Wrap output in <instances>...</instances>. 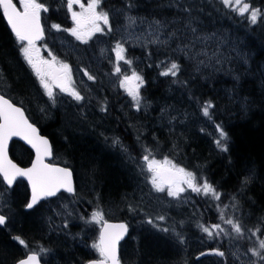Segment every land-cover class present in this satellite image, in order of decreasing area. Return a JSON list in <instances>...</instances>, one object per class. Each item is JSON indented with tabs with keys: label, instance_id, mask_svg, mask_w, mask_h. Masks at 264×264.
I'll use <instances>...</instances> for the list:
<instances>
[{
	"label": "snow or ice",
	"instance_id": "obj_1",
	"mask_svg": "<svg viewBox=\"0 0 264 264\" xmlns=\"http://www.w3.org/2000/svg\"><path fill=\"white\" fill-rule=\"evenodd\" d=\"M160 6L176 11L171 18L165 16L157 19L154 17L149 20L147 17L130 15L135 4L132 0H127L121 8L115 10L117 17L115 23H120L122 17L124 32H128L129 28L138 24L147 23L148 31L142 32L134 38L136 41H140L143 36L145 38L144 47L154 45L157 50L163 49L168 53L165 61H160L157 64V67L164 69L159 72L161 77H172V83L186 85L187 81H181L179 78L184 67L180 62L181 58L196 73H199L202 79L211 78L210 74H204L205 69L220 72L225 64L231 65L237 60L245 65L248 63V54L242 52L229 36L215 31L206 32L199 27L200 14L205 11V8L203 5H198L196 0H167L166 5ZM211 6L216 12L223 13L230 19L239 17L241 21H246L247 27L252 31H255L257 26H264V8L254 6L252 0H213ZM64 7L67 9V16L71 19V27H62L60 23L55 22L48 26L43 14L50 12V5L46 4L44 0H0V18L6 21L9 37L13 41L16 60L19 62L22 59L24 65L30 69L31 76L35 78L33 87L36 83L39 85L36 89L37 95L42 94L41 99L46 97L45 107L40 109L41 112L46 111L49 104L56 107L61 94L70 97L76 106H81L85 99H91V97L83 95L77 88L70 64L59 59L46 43H41L45 41L46 33H67L75 41L87 45L97 33L111 34L114 32L113 13L103 9L102 0H87V3L82 0H66ZM77 7L80 9L79 11L75 10ZM127 42L122 36L121 39L115 41L114 47L111 48V52L115 56L111 75L118 81V89L130 98V107L137 113L141 110L147 112L150 102L146 101L141 94V89L146 83L144 76L134 69L130 75L122 71L121 61L129 68L133 66V61L126 57L125 44ZM42 47L47 51L48 58L41 54ZM103 51L102 49L101 55H103ZM80 71L83 72L87 81H96L97 77L87 69ZM227 74L232 75L233 79L239 83L240 76L238 74L233 73L231 69L227 70ZM0 86L9 91L13 88V84L9 82L2 69H0ZM262 87H264V83H262ZM231 91L235 93V86ZM230 101L234 102L232 97H230ZM24 103L23 99L17 104L12 98L0 94V185H5L7 191L13 187L18 178L26 180L27 187L30 189V198H25L24 207L26 209H34L41 201L51 197L67 200V203L61 205L63 211L58 212V215L64 217L63 227L68 228V218H75L74 214L77 213L75 208H69L70 204L78 203L74 169L48 162V158L53 155V147L46 137L40 135L35 124L30 121ZM241 107L245 111L248 110L247 98L241 102ZM170 108L171 106L161 107L158 117L161 121L168 118L171 123L176 119L171 116ZM213 108V102L206 100L200 107V111L204 117L211 119L210 109ZM99 110L102 113H107L106 100L99 103ZM128 115L131 118V114ZM129 126L135 127V125ZM215 131L218 134L214 140L216 148L220 152H228L230 150L228 133L220 124L216 125ZM13 137H19L34 150V158L31 159L30 166L22 167L9 157V141ZM107 139L105 137L106 141ZM152 139L155 141V145L150 147L141 142V134L139 130L137 131L136 144L140 147L139 160L142 161L138 165L139 174L144 177V183L150 185L146 195L156 199H163L166 195L167 198H171L169 203L179 201L182 195L189 191L202 196L209 206L215 205L218 222L208 224L198 221L199 231L209 239L227 237L230 242L243 239L247 231L251 237H257V239L249 241V247L243 253L244 256H247V260L242 261V264H264V238H260L264 237V218L258 221L255 229H246L241 205V198L245 190L255 178L252 171L248 170L246 174H243V178L234 192L226 194L219 191L217 185L211 183L206 176H201L197 171L189 170L167 156L163 160L157 159L155 149L159 148V141L155 135ZM111 144L118 147L129 160L136 161L137 157L131 155L130 146L125 145L120 137L114 136L111 139ZM173 147H178V145L174 144ZM64 193H67L68 196H63ZM58 194L60 195L58 196ZM226 196L228 204L224 203ZM98 201L99 198L97 207L90 215H78L85 225L99 226L98 235L90 246L98 258L89 259L86 264H122L118 246L128 233V225L126 223H110L105 219V214L99 207ZM141 204H143V198L136 204L129 203V212H135ZM229 207L233 210L232 214L227 211ZM236 212H240V216L235 215ZM8 219V216L0 212V226H6ZM155 219L163 221L165 216L158 215ZM147 223L156 227L152 218H149ZM180 223L183 225V221ZM160 231L166 234L172 232L181 244L185 242L184 236L181 232H177L175 227L163 228ZM12 239L18 241L19 245L25 249L14 258L13 264H41V254L49 251L42 244L38 245V251L30 249L26 240L21 236H13ZM212 252L217 256H225V252L219 249H213ZM233 256L238 260L241 259L235 252Z\"/></svg>",
	"mask_w": 264,
	"mask_h": 264
},
{
	"label": "trees",
	"instance_id": "obj_2",
	"mask_svg": "<svg viewBox=\"0 0 264 264\" xmlns=\"http://www.w3.org/2000/svg\"><path fill=\"white\" fill-rule=\"evenodd\" d=\"M44 2L50 5V12L44 14L47 25L54 22L66 23V20H69V17L65 21L61 20L64 18L53 11L50 0H44ZM126 2L127 0H102V5L104 10L109 11L121 8ZM132 2L135 4L130 12L132 15L155 18L172 17V11L157 8L155 0H132ZM196 3L205 8V11L200 14V18H205V14L207 18L208 16L216 18L221 26L223 22L226 24L227 30L243 40L244 50L248 54L249 60L246 65L240 62L235 64L234 71L240 76L239 83L232 77L221 73L211 76L207 81H202L182 58L180 62L184 67L179 78L181 81L186 80L187 84L172 83L173 78L161 77L159 72L164 69L157 67L160 61H165L167 52L163 49L157 50V47H149L143 51L133 50L126 57L133 61H140V66L135 67L134 65V67L146 80L141 94L146 101L150 102L147 118L130 122L127 117H124L122 120L121 114L112 107L111 118H92L84 122L81 129H72V131L74 130L72 132L67 126L68 123L65 121L67 119L64 118V115L61 112H54L52 121H42L41 132L51 139L58 156L63 155L64 159L67 158L72 165L73 162L79 163L80 170L88 176L96 174L99 185H105L102 194L108 198L109 196L110 198L118 197L115 194L121 190L120 183L122 181L127 187L126 189L122 188V193L129 194L128 187L131 184L128 177L123 178L114 158L102 153L103 149L98 142L99 140L100 142L104 141L107 137L103 133L120 137L125 145H127L126 140L128 143L130 141L131 155L137 157V162H140L139 156L141 155L140 147L136 144L137 131L139 130L141 134V142L150 147L155 145V141L152 139L155 135L159 141V148L155 149V155L160 158L167 156L175 163L189 170L197 171L201 176H206L211 183L217 185L219 191L226 194L234 192L238 188L243 174L251 170L255 178L245 190L241 198V205L243 214L247 215V218L244 219L246 229L248 227L255 229L258 221L264 218V87H262V83H264V26H257L255 31H252L247 27V22L241 21L239 17L230 19L223 13L216 12L211 6L213 0H196ZM252 3L256 7L264 8V0H252ZM65 15L67 16V14ZM20 61L16 60L13 41L9 37L6 22L0 18V69L13 84L11 91L0 86V93L12 98L17 104L23 99L29 106L36 105V91L33 90ZM234 86L235 93L231 91ZM171 87L177 88L187 99L191 97L192 105L198 110L204 101L211 100L213 102L214 108L210 109L212 118L206 117L213 132L200 129L198 133L193 131L187 133L184 138H180L170 136L167 132L158 129L155 122L153 123L158 111V105L155 104L164 98ZM230 97L234 102L230 101ZM245 98L249 102L247 111L241 107V102ZM109 101L114 107H117L113 103V98H110ZM45 116L46 114L43 115V117ZM98 122L103 123L99 124ZM69 124L71 126V122ZM217 124L222 125L228 133L230 149L228 152H220L215 146L214 140L218 135L215 131ZM129 125H135V127ZM66 137L67 139H65ZM174 144L178 147L174 148ZM74 170L76 169L74 168ZM133 172L136 175L134 168ZM224 203H229L227 196ZM227 211L229 214L233 212L230 207ZM235 215L240 216V212H236ZM216 222H218L217 211L213 204L212 223ZM254 238L257 239V237ZM234 241H237L245 250L249 247V242L245 241V238ZM229 244L231 242L227 237L213 239L214 247L217 246L218 249L225 252L223 264H237L226 251ZM143 245L142 241L140 246ZM57 247L59 248V246ZM4 254L9 258L6 264H10L15 256L13 245L9 238L0 232V260ZM162 258L164 257L162 256ZM0 264L2 263L0 262Z\"/></svg>",
	"mask_w": 264,
	"mask_h": 264
},
{
	"label": "flooded vegetation",
	"instance_id": "obj_3",
	"mask_svg": "<svg viewBox=\"0 0 264 264\" xmlns=\"http://www.w3.org/2000/svg\"><path fill=\"white\" fill-rule=\"evenodd\" d=\"M88 44H92V40L89 41ZM107 44V43H105ZM78 50H80L81 54L83 51L85 52V46L82 44H78ZM83 56V54H82ZM83 95L86 97H91V99H85V101L82 102L81 106H78V110H81L80 118L77 117V119H82L83 122H87V120L95 119L97 118H111L112 117V107L116 109V111L121 114L122 120L124 117H127L129 121L131 122L132 118H129V112L126 108V105H123V102L128 99L126 94L121 97V99H117L114 91L111 89H107L106 87H103L100 90H95L93 86L88 85L86 91L80 90ZM71 101V98L68 97ZM110 98H113V103L117 105V107H114L109 101ZM107 101L108 110L107 113H102L99 110V103L103 101ZM27 104V105H26ZM24 105L29 108L26 109V113L28 114L30 120L34 121L35 123L40 125V128L42 127V121L50 122L53 118L54 111L47 112L46 116L43 117L41 112V107L37 105L29 106L28 103H25ZM96 110V114H94L91 110ZM62 114L64 115V118L67 120L75 118V115L71 113V109L67 107L66 104H63L61 107ZM74 116V117H73ZM132 116V115H131ZM73 121V120H72ZM99 123V122H98ZM99 124H102L100 122ZM43 134V133H42ZM51 143L52 147L54 148V145L51 141V139L43 134ZM103 135L107 136L108 138H111L106 133H103ZM108 146V145H107ZM109 147V146H108ZM17 155L15 157V161L20 164L22 167H27L30 165L31 159L33 158V153L27 149L25 146H22L21 144H17ZM55 151V149H54ZM110 153H105L107 155L116 154L114 151H109ZM112 153V154H111ZM119 154V153H118ZM120 155V154H119ZM20 156V158L18 157ZM63 155H61L62 157ZM68 160V159H67ZM62 164L64 166H68L70 168L71 165L68 164L65 159H61ZM69 161V160H68ZM73 162V161H72ZM131 163V162H130ZM132 164V163H131ZM73 166L76 170L79 171V167L75 162H73ZM133 166V165H132ZM136 166V165H135ZM73 168V169H74ZM135 170V178L137 184L142 187L145 191V193H148L150 185H146L144 183V177H142L139 174V167L137 165V168L133 166ZM76 170H74V183L77 188V204H70L69 208H75L77 210V213L74 214L75 218H68L69 220V227L64 228V217L62 215H57L58 212H62L63 209L61 208V205L64 203H67V200L58 199L57 197L47 200V201H41L39 205H37L34 209H26L24 207L25 198H30V190L27 187V184L23 181H18L15 183L14 187L10 190H5V187H3L2 191L0 192V203L2 205H6L5 199L8 198L12 200V206L11 209H15L18 211V213L13 217L9 210L6 208L7 211H4L3 214L9 217L7 225L0 228V232L5 237L9 238V241L13 245V251H14V258L19 256L22 252L25 251L23 246L19 245L18 241H15L12 239L13 236H21L23 239L26 240V242L29 245L30 249H38V245H43L46 249H49L47 253L41 254V264H66V259L59 258L56 256V252L52 250L61 248L62 243L61 240L66 242L67 247H70L72 253L74 254L73 260H68V264H86V262L89 259H95L98 258L95 251L90 247L93 241L95 240L96 236L99 232V226L94 224L85 225V223L78 218L79 214H85L90 215L92 212L91 210V203L97 202L99 198V202L102 205H99V207L102 209V211L105 214V219H107L110 223H126L128 225V233L125 235L124 239L120 242V245L118 246V253L121 257L122 264H142V262L139 260L141 259L139 255L140 251V244L143 241L144 238L148 239H166V241L171 242L176 245L177 248L185 249L188 246L190 241L199 240L203 243L202 247L204 251L203 253H209V255H196V252H193L192 249L189 250V255H191L190 263L200 260L205 256H208V258H212V250H213V239H209L205 234L201 233L199 229L197 228V222H204L211 224L212 223V212L210 214H198V209L200 205H208L209 203L204 200L202 196H198L196 193L187 192L182 195V198L179 201H172L169 203L171 198H167L166 195L163 197V199H156L153 197L145 196L143 199V204H141L139 207H137V210L135 212H129L128 205H125V208L122 209V211L117 212L116 209L109 205V203L115 202L116 205L118 203V198L110 199L104 198L101 193L95 192L94 197L91 196V198L88 200L85 196L81 199L79 196L80 193V180L84 181L82 179L83 177L79 178V175L77 174ZM133 189V187H132ZM130 191H135L133 189ZM60 195V194H59ZM58 195V196H59ZM63 196L67 197L68 194L64 193ZM19 201H17V200ZM71 199V198H69ZM128 200V199H125ZM140 201L135 200H128L126 203H133L136 204ZM57 203V204H56ZM55 204V205H54ZM107 207L112 210H108ZM212 210V206H209ZM177 213L176 215L180 213H188L186 217L184 218L183 225H181V220H175L174 215L171 213ZM52 215V216H50ZM158 215H164L165 220L159 221L156 220L155 217ZM193 217L192 226L187 223L186 219ZM48 218L44 223V218ZM149 218H152L154 220V223L156 227H154L151 224L147 223V220ZM12 220L14 223L21 222L25 227H31L32 222H34V225H39V229L43 230L45 227L47 229V232H45L44 237H46L43 242L41 240L37 241L34 240L30 241L28 236L24 233L23 230L18 231L17 229H13L12 227ZM190 226V227H189ZM175 227V230L177 232H181L184 236L185 242L181 244L180 242L174 243L175 235L172 232L164 233L163 231H160V229L163 228H173ZM156 235V237H155ZM189 238L187 241L186 239ZM173 241V242H172ZM40 242V243H38ZM141 247V246H140ZM12 259L10 264H13Z\"/></svg>",
	"mask_w": 264,
	"mask_h": 264
},
{
	"label": "rangeland",
	"instance_id": "obj_4",
	"mask_svg": "<svg viewBox=\"0 0 264 264\" xmlns=\"http://www.w3.org/2000/svg\"><path fill=\"white\" fill-rule=\"evenodd\" d=\"M58 1H63V0H58ZM156 4H157V8L166 10V11H172V9L167 8V7H161L160 5H166L167 2L166 1H162V0H155ZM63 3V2H61ZM175 12V11H173ZM172 12V15H173ZM130 14V13H129ZM59 15H62V13H59ZM132 15V14H130ZM133 16H138V15H133ZM140 17H144V16H140ZM171 18V17H169ZM149 20H151L152 18H148ZM159 19V18H157ZM201 23L199 25V27L206 32H219L221 34L227 35L231 38V41L233 43H235L242 52H245L244 50V43L243 40L233 34L231 31L227 30V27L222 28L219 25V21L216 18H213L212 16H208V18L205 20L204 18H200ZM122 25H123V19L122 17L120 18V23H118L119 29H118V34L120 35V38L123 36L124 40L128 41L125 44L126 50H140L143 51L149 47H156L154 45H149L147 48L144 47V43H145V38L142 36L140 41H136L135 40V36L141 34L142 32L146 33L148 31V25L147 23L144 24H138L135 27H131L128 29V32H124L122 30ZM101 33H97L96 36ZM131 34V35H130ZM51 40H48L49 43L52 44H56L57 41H59L58 46L61 48L62 52H63V57H59L57 56L59 59L64 60L65 62H68L69 59L71 58V56L73 55V60H77L79 59L82 54H83V61H85V63H87V68L86 67H78V68H72L73 70V78L77 79L79 82H82L85 85H88L91 81H87V78L83 76V72L80 71L81 69H87L91 74H94L97 79L98 78H105L106 82L108 83V85L110 86H114V88H118V81L115 80V77H113L111 75L112 72V64L113 62H115V56L114 53L111 52V48L112 46L105 44V42L101 45L99 44H87L86 45V49L85 52L83 51V53H80V50H78L77 47V42L74 40V38L69 37L66 33H55L52 36L51 34H49ZM95 36V37H96ZM53 38V39H52ZM94 38V37H93ZM163 39V37H161ZM47 44V43H46ZM48 48L51 49V46L49 44H47ZM73 46L74 49H73ZM85 46V45H84ZM103 51V55H101V50ZM52 50V49H51ZM53 51V50H52ZM56 54V51H53ZM246 53V52H245ZM41 54L44 55L46 58L47 57V51L42 47L41 49ZM234 55V54H233ZM111 61V62H110ZM133 61V60H132ZM240 61H234L231 65L229 64H225L223 66V70L220 72H215L212 69H205L204 70V74L205 75H209L213 76L215 74H225L227 77H232V75L227 74V70L231 69L233 73H235V64L239 63ZM122 67V71L125 74L130 75L131 71L134 69H136L135 67L140 66V61L138 60H134L133 61V66L131 68V70L129 69V67H127L126 64H124L123 61L120 62V64ZM242 63V62H240ZM135 65V67H134ZM143 65V64H142ZM24 67V65H23ZM219 67V66H217ZM196 73V72H195ZM28 78L30 80V84L32 85L33 90L36 91V89H38L39 85L38 83L35 84V87H33V82L35 80L34 77L31 76V72L28 74ZM197 75L201 78L200 74L197 73ZM202 79V78H201ZM208 79H202V81H207ZM58 91V90H57ZM42 95V94H41ZM41 95H37V91H36V98L37 100V106L45 107L44 104V100H46V97H44L43 99H41ZM63 95L61 94L58 98L61 100V102L63 104H66L67 107H69L71 109V113H73V115H75V118L70 119V120H65L68 124V128H70V131H72V129H81L82 126L84 125V122L82 119H77V117L80 118V113L81 110H78V106H76L74 101H70V99H63L62 98ZM25 102V101H24ZM27 103V102H25ZM131 102L127 101L126 102V108L128 110V112L132 115V120H137V121H141L144 118H147L148 114V110L147 112H145L144 110H141L139 113H137L135 111V109L130 107ZM155 105H158L157 108V117L154 118L153 123L155 122V125L158 127V129L163 130L165 132H167L168 135L173 136V137H180V138H184L186 136L187 133H191V132H195L198 133V131L200 129L202 130H206L207 132H213V129L211 127V125L208 123V121L206 120V117L203 116V114L201 113L200 109L198 110L194 105H192V102L190 101V99L186 98V96L179 91L177 88L175 87H171L167 94L164 96L163 99H161L160 101H158ZM167 106H171V108L169 109L171 116L176 117L175 120H173L171 123H169L168 118H165L163 121H161L158 117L160 114V109L161 107H167ZM52 110V106L49 104L47 105L46 111L41 112V114H47V112H51ZM94 114H96V110L93 108L91 110ZM58 112H62L61 110ZM74 117V116H73ZM73 120V121H72ZM71 122V126L70 123ZM141 123V122H139ZM128 125V124H127ZM74 131V130H73ZM72 131V132H73ZM76 135V134H75ZM111 137V139L116 136L113 134L109 135ZM111 139L109 141H102L100 142L99 140V144L103 149L102 153H110L109 151H114L116 152V154H112L109 155L111 157L114 158V160L117 162V167L120 171V173L122 174L123 178L128 177V179L130 180V184L131 186L128 187V189L131 191L132 187L133 189H135V191H132L129 194H124L122 193V188L126 189L127 187L124 185V182L122 181L120 183V185L122 186L121 190L118 191L115 195H117L118 197V203L116 205L115 202L113 203H109V205L113 206L117 212L122 211L123 208H125L126 201L130 200H135V201H141V199L145 198L146 193L144 191V189L142 187H140L137 182L135 181L136 178L133 172V166L130 162H133L132 160H129L128 157H125V155L120 151L117 150L116 148H114V146H112L111 144ZM127 145L131 146V143L128 140H126ZM109 147H108V146ZM119 153V154H117ZM20 158V156H18ZM21 159V158H20ZM61 159H64V157L62 156ZM70 163V161H69ZM71 164V163H70ZM76 164V162H75ZM127 164V165H126ZM72 165V164H71ZM77 165H79V163H77ZM115 166V167H116ZM77 174L79 175V178L83 177L82 179H84V181L80 180V193L79 196L82 199L83 196H85L88 200L91 198V196L94 197V193L95 192H100L101 195L104 198H108L107 196L105 197L102 192L105 189V185L101 184L99 185L98 181H97V175L96 174H91V175H87L85 172H82L79 168V171L76 170ZM132 189V190H133ZM105 192V191H104ZM120 192V193H119ZM110 194V192H109ZM120 195V196H119ZM114 198V197H111ZM109 196V200L111 199ZM128 199V200H125ZM9 199L6 198L5 199V203L7 204V206L2 205V203L0 204L1 210L4 208H7L10 212V214L14 217L18 211H16L15 209H11L10 206L13 207L12 205V200L8 201ZM99 202V201H98ZM57 204V203H56ZM55 205V204H54ZM99 205L100 204L99 202ZM91 210L93 211L94 208L97 207V202L95 203H91ZM111 207L110 209L112 210ZM108 210H110L107 207ZM110 210V211H111ZM198 214H210L212 212L213 214V205H212V210L208 205H200L199 209H198ZM172 215H174V219L175 220H182L184 222V218L186 217V215H188V213H180L178 215H176L177 213L172 212ZM58 215V213H57ZM52 216V215H50ZM191 216V215H190ZM247 218V215H244V219ZM48 218H44V223L42 226L45 225V221ZM187 223L190 224L192 226V221H193V217L191 216L190 218L186 219ZM23 224L21 222L19 223H14L12 220V227L13 229H17L18 231L23 230L24 233L26 234V236L30 237L29 240L33 241L34 240H41V242H43V240L46 239V237H44L45 232H47V229L44 227L43 230L39 229V225H34V222H32L31 227H25L22 226ZM190 227V226H189ZM246 236L247 238H249V241H255L254 238L250 237V234L248 232H246ZM156 237V235H155ZM157 238V237H156ZM264 238V237H262ZM187 241L189 240V238L186 239ZM179 242L176 238H174V243ZM40 243V242H38ZM62 246L61 248L58 249H54L52 248V250H54L56 252V256L59 258H64L66 259L65 263L68 264L70 260H73V258L75 257L74 254L72 253L70 247H67V243L62 241ZM143 246H139L140 251H139V255L141 257V259H139L142 264H223V258L221 256H217L215 254H213L212 252V258H208V256L203 257L200 260H196L192 263H190L191 259V255H189V250L192 249L193 252H196V255H199L201 253H203V243L199 240H194V241H190L187 248H177L175 244L166 241V239H148V238H144L143 239ZM231 251H228L230 258L233 259L235 262H237V264H242V261H246L247 260V256H244L243 253L245 251H243L241 248L239 247L238 243L235 242L234 240L231 243ZM66 247V248H63ZM216 249V248H213ZM236 253L238 256L241 257V259H236L233 256V253ZM167 254V256H165ZM204 255H209V253H205ZM68 256V257H67ZM162 256L164 258H162ZM8 255H3L1 256V260L0 262L2 264H6V262L8 261ZM69 260V261H68ZM235 264V263H234Z\"/></svg>",
	"mask_w": 264,
	"mask_h": 264
},
{
	"label": "water",
	"instance_id": "obj_5",
	"mask_svg": "<svg viewBox=\"0 0 264 264\" xmlns=\"http://www.w3.org/2000/svg\"><path fill=\"white\" fill-rule=\"evenodd\" d=\"M13 140L20 141V142H22L23 144H25L28 148L31 149L30 145H27L26 142L23 141V140H21L19 137H13V138L9 141V144H10V142L13 141ZM33 151H34V150H33ZM9 157H10V156H9ZM50 158H51V157H50ZM50 158H48V160H49ZM18 179H22V180H24L23 178H18ZM24 181L27 182L26 180H24Z\"/></svg>",
	"mask_w": 264,
	"mask_h": 264
},
{
	"label": "bare ground",
	"instance_id": "obj_6",
	"mask_svg": "<svg viewBox=\"0 0 264 264\" xmlns=\"http://www.w3.org/2000/svg\"><path fill=\"white\" fill-rule=\"evenodd\" d=\"M56 112H58V111H56ZM99 123H100V122H99ZM102 123H103V122H102ZM110 139H111V138H109L108 141H109ZM114 148H115V147H114ZM17 150H19V149H18V148H15V149H14V153H15L16 155H17V153H16ZM65 161H66L68 164H70L69 161L67 160V158L65 159ZM70 165H71V164H70ZM126 165H127V164H126ZM71 167L74 168L73 165H71ZM172 242H173V241H172Z\"/></svg>",
	"mask_w": 264,
	"mask_h": 264
}]
</instances>
